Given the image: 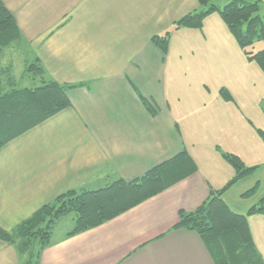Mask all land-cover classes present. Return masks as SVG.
Listing matches in <instances>:
<instances>
[{"label": "crops", "instance_id": "obj_1", "mask_svg": "<svg viewBox=\"0 0 264 264\" xmlns=\"http://www.w3.org/2000/svg\"><path fill=\"white\" fill-rule=\"evenodd\" d=\"M3 2L25 37L14 50L23 52L30 45L49 78L78 86L68 92L72 107L0 149V225L10 230L67 190L132 180L186 151L197 171L102 225L52 238L40 264H215L195 230L176 228L179 211L195 210L234 176L224 152L247 162L233 143L220 153L224 138L253 139L259 128L238 112V103L223 99L222 84L213 94L199 77L198 89H180L179 66L170 52L178 33L186 31L182 33L192 37L183 38V45L192 48L200 64L222 62L221 69L236 76L233 66L226 65L225 52L227 44H239L222 18L214 13L203 29L172 31L164 52L152 37L202 9L198 0ZM224 86L232 92L229 84ZM235 122L245 135L224 133ZM258 167L223 194L236 213H247L264 195V185L256 179ZM257 183L253 194L243 195ZM248 221L264 258V215H250ZM0 264H24L16 248L2 239Z\"/></svg>", "mask_w": 264, "mask_h": 264}, {"label": "trees", "instance_id": "obj_2", "mask_svg": "<svg viewBox=\"0 0 264 264\" xmlns=\"http://www.w3.org/2000/svg\"><path fill=\"white\" fill-rule=\"evenodd\" d=\"M198 1L202 9L178 18L172 30L153 36V43L165 52L172 31L203 29L207 17L218 13L247 57L264 70V49L256 52L249 49L255 41L264 39V21L257 14L264 0H232L225 5L220 0ZM23 42L25 37L14 14L0 0V57ZM11 72L10 64L0 68V149L58 112L72 107L68 92L78 86L49 78L39 57L31 63L26 62L24 77H39L40 85L18 87ZM3 74L9 80L8 89H5ZM220 94L227 101L233 99L225 87L220 89ZM142 100L153 112L151 103L144 97ZM258 132L264 138V130L259 128ZM223 156L234 168V176L219 191H212L195 210H180L176 228L195 230L215 264H264L248 221L250 215H264V195L245 214L233 211L223 198L230 187L257 167L248 166L231 152H224ZM195 171L196 162L184 151L135 179L119 178L98 189L67 190L12 229L0 225V239L16 248L24 264H40L42 253L51 245L52 234L63 216L75 213V225L67 237L75 236L114 219ZM257 189L258 183L243 195H251Z\"/></svg>", "mask_w": 264, "mask_h": 264}, {"label": "rangeland", "instance_id": "obj_3", "mask_svg": "<svg viewBox=\"0 0 264 264\" xmlns=\"http://www.w3.org/2000/svg\"><path fill=\"white\" fill-rule=\"evenodd\" d=\"M229 1L232 0H220V3H222V5H225ZM257 14L260 15L262 20L264 21V1L261 2ZM226 30L228 34H230L227 27ZM176 31L177 30H175V32ZM182 32L186 31H181V33H178L179 35H177L173 40L170 52L172 55H174L173 61L175 62V65L179 66V88L186 90L194 88L198 89L197 82L199 77H204L205 82H207V86L211 88L213 94H217V91H219V87L221 84L222 86L223 84H229L232 89L231 94L233 98L232 100H230V102L238 103V112L242 113L246 117V119L251 120L256 127L264 130V70L262 69L260 64L255 60L249 59L244 53V50L240 49L239 45L237 47L236 44L234 45V47H231L230 44H227V49L225 52L227 53L226 65L233 66L236 71V76H231L228 71L221 69V66L224 67L225 65L222 62H220L221 65L214 61H212L211 63L204 62L200 64V61L197 59V57L192 55V48L190 49L187 44L183 45L182 39L190 38L192 37V35ZM202 46H204V44ZM22 48L23 52L20 50H17L16 52L14 50L17 49L16 47L9 48L6 51V56L0 57V65L2 67H7L9 64L12 65V72L10 75L13 76L18 87L40 85L41 79L39 77L30 78L28 75L24 77L25 64L26 62H33L38 57L37 51L28 44L24 45ZM249 49L255 52L264 49V39L255 41ZM194 51L196 52V54L202 55L200 46H196ZM211 51L214 53L213 49ZM2 76L4 78L5 89H8L9 80L4 74ZM222 86L220 87V89L222 88ZM212 98L215 99L214 95L211 96V99ZM185 103H187V98L183 99V103L181 105L183 106ZM211 106L212 108L215 107L214 100L211 101ZM235 123V126L233 125V123H230L229 125L232 127V130L231 127L225 128L224 133H230L231 135H245V132L241 129L239 124L237 122ZM202 143H204V139L200 140L198 145L200 146L202 145ZM222 143L223 146H220V153L221 151H226L225 147L229 145L228 143H233L235 147L240 151V155H245L247 164L259 165V167L257 166V171L259 172L256 179L259 177V179L261 180V185H264V138L258 133V131L256 132V135L253 137V139L245 137L242 141H239L233 140L229 137H225L224 142ZM202 162H208V160H202ZM204 169L207 170L208 168L204 167ZM74 225L75 213L72 212L68 215L63 216L59 220L51 238L56 239L58 237L66 235V233H68L74 227Z\"/></svg>", "mask_w": 264, "mask_h": 264}]
</instances>
